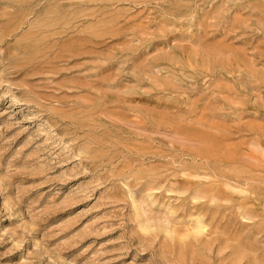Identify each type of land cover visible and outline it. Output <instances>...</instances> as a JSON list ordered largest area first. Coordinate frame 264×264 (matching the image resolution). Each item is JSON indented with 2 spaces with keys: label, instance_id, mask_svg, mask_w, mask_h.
<instances>
[{
  "label": "rangeland",
  "instance_id": "374dc122",
  "mask_svg": "<svg viewBox=\"0 0 264 264\" xmlns=\"http://www.w3.org/2000/svg\"><path fill=\"white\" fill-rule=\"evenodd\" d=\"M0 264H264V0H0Z\"/></svg>",
  "mask_w": 264,
  "mask_h": 264
}]
</instances>
